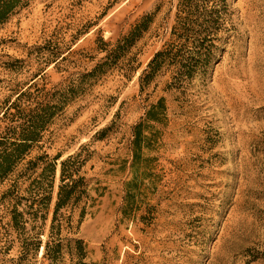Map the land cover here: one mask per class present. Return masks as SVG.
<instances>
[{"label":"rangeland","instance_id":"374dc122","mask_svg":"<svg viewBox=\"0 0 264 264\" xmlns=\"http://www.w3.org/2000/svg\"><path fill=\"white\" fill-rule=\"evenodd\" d=\"M177 3L27 0L0 27L1 104L33 82L47 90L69 85L100 62V40L114 44L154 14L132 50L135 71L111 69L91 81L41 143L62 159L86 146L82 172L95 203L71 236L85 244L87 264H264V0L231 1L229 38L206 75L173 88L161 73L141 90L139 75L168 41ZM160 98L165 119L143 123L149 149L130 213L132 129ZM15 178L0 184V198ZM57 183L58 171L54 193ZM4 208L0 258L14 264L18 243ZM49 221L50 214L45 233ZM74 253L65 250L58 264H76ZM18 264L48 261L39 251Z\"/></svg>","mask_w":264,"mask_h":264},{"label":"trees","instance_id":"16d2710c","mask_svg":"<svg viewBox=\"0 0 264 264\" xmlns=\"http://www.w3.org/2000/svg\"><path fill=\"white\" fill-rule=\"evenodd\" d=\"M231 1L178 0L169 39L139 75L140 89L161 73L169 75L168 87L173 88H181L198 74L206 75L229 38L225 24ZM26 4L27 0H0V27ZM153 18L154 14L143 16L114 44L100 40L96 48L104 54L100 62L69 85L47 90L33 82L0 104V184L14 175L16 177L0 198L8 217L7 227L15 234L18 243L20 256L11 259L14 264L29 255L35 257L39 251L48 264H58L65 250L75 252L76 264H87L84 262L85 244L71 236L95 203L82 172L90 158L88 154L84 155L86 146H80L75 153L62 159L60 154L50 157L43 151L41 143L54 120L70 103L85 94L91 81L111 69H121L126 74L135 71L137 59L132 50L149 30ZM61 60L64 57H60ZM165 114V99L160 98L145 112L143 122L132 129L130 169L133 178L125 184V210L130 213L133 212V193L141 179L140 156L144 148L149 149L144 145L148 138L143 135V123L160 124ZM57 171L58 183L54 193ZM0 264H3L1 258Z\"/></svg>","mask_w":264,"mask_h":264}]
</instances>
